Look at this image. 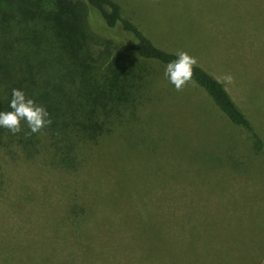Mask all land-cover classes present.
<instances>
[{"label":"rangeland","instance_id":"rangeland-1","mask_svg":"<svg viewBox=\"0 0 264 264\" xmlns=\"http://www.w3.org/2000/svg\"><path fill=\"white\" fill-rule=\"evenodd\" d=\"M116 1L160 48L233 75L227 89L264 138V0ZM189 85L181 115L141 107L76 171L0 147V264H196L177 257L192 243L199 263L264 264V153ZM217 251L232 259L205 260Z\"/></svg>","mask_w":264,"mask_h":264},{"label":"trees","instance_id":"trees-1","mask_svg":"<svg viewBox=\"0 0 264 264\" xmlns=\"http://www.w3.org/2000/svg\"><path fill=\"white\" fill-rule=\"evenodd\" d=\"M111 33L130 35L134 42ZM174 59L176 53L157 46L116 0H0V111L11 110L12 90L20 89L52 119L42 133L30 136L26 124L17 135L0 128V147L12 156H43L52 168L76 171L85 147L136 119L141 107L150 105V117L173 119L181 115L176 104L194 102L188 97L191 85L177 91L169 81H159ZM219 81L200 65L194 70L192 84L247 133L257 153H264L263 136ZM192 244L183 245L177 257L203 264ZM210 254L231 258L230 252L217 251L205 260ZM240 258L255 264L251 255Z\"/></svg>","mask_w":264,"mask_h":264},{"label":"clouds","instance_id":"clouds-1","mask_svg":"<svg viewBox=\"0 0 264 264\" xmlns=\"http://www.w3.org/2000/svg\"><path fill=\"white\" fill-rule=\"evenodd\" d=\"M199 67V59L187 51H178L176 59L167 63L164 71L165 78L177 91L193 82L194 70ZM227 90L229 85L235 83V78L230 73H225L220 81ZM10 111H0V128H5L11 134L21 133L23 125H27L26 135L39 134L52 124V119L47 108L38 104L35 99L30 98L20 89L12 90L9 102Z\"/></svg>","mask_w":264,"mask_h":264}]
</instances>
